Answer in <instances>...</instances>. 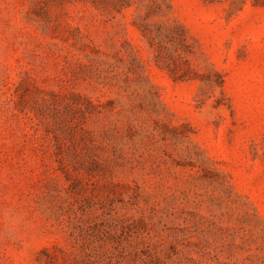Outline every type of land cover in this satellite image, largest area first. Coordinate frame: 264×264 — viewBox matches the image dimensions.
<instances>
[{
  "label": "rangeland",
  "instance_id": "obj_1",
  "mask_svg": "<svg viewBox=\"0 0 264 264\" xmlns=\"http://www.w3.org/2000/svg\"><path fill=\"white\" fill-rule=\"evenodd\" d=\"M0 264H264V0H0Z\"/></svg>",
  "mask_w": 264,
  "mask_h": 264
}]
</instances>
